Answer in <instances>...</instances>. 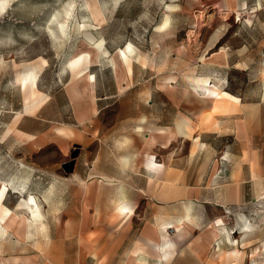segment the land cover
Returning a JSON list of instances; mask_svg holds the SVG:
<instances>
[{
  "label": "rangeland",
  "instance_id": "rangeland-1",
  "mask_svg": "<svg viewBox=\"0 0 264 264\" xmlns=\"http://www.w3.org/2000/svg\"><path fill=\"white\" fill-rule=\"evenodd\" d=\"M127 44L129 70L117 58ZM84 53L97 57L87 67L93 89L66 65ZM34 68L33 86L17 80ZM167 78L182 90L167 95L199 101L192 90L202 92L197 86L206 78L239 96L250 117L260 107L264 120V0H0V183L10 187L3 203L17 217L24 211L12 188L20 185L24 197H35L46 230L33 228L25 241L0 237V264H44L37 255L61 239V229L114 226L107 216L94 220L93 206L79 202V186L94 181L99 145L108 162L109 145L139 141L133 125L148 100L164 99L154 90ZM78 104L97 110L80 121ZM254 143L259 165L245 200L196 241L195 264H264V139ZM17 220L10 227L20 232ZM245 222L253 227L244 230Z\"/></svg>",
  "mask_w": 264,
  "mask_h": 264
},
{
  "label": "crops",
  "instance_id": "crops-1",
  "mask_svg": "<svg viewBox=\"0 0 264 264\" xmlns=\"http://www.w3.org/2000/svg\"><path fill=\"white\" fill-rule=\"evenodd\" d=\"M154 91L164 99L147 101L133 125L139 141L109 145L108 162L99 145L92 157L94 181L79 186V202L93 206L94 220L107 216L114 226L61 229L55 234L61 239L36 263L43 255L44 264H195L201 260L196 241L244 202L246 182L259 165L254 142L264 139L261 108H252L250 117V108L226 90L235 99L185 101L166 94L182 91L172 83ZM85 107L89 117L97 110ZM93 125L100 129L97 120ZM94 139L102 137L96 133ZM145 153L159 166H146ZM123 204L131 212L120 215ZM181 220L182 233L175 228ZM86 237L93 241L80 239Z\"/></svg>",
  "mask_w": 264,
  "mask_h": 264
},
{
  "label": "bare ground",
  "instance_id": "bare-ground-1",
  "mask_svg": "<svg viewBox=\"0 0 264 264\" xmlns=\"http://www.w3.org/2000/svg\"><path fill=\"white\" fill-rule=\"evenodd\" d=\"M77 25L78 24H76V26ZM101 43H102L101 41L95 42L94 46L98 47V46L101 45ZM126 50L128 51V53H126L123 49H119L117 51V58L120 60V62L122 64H124L127 67V70H129V65H130L131 56H132V52H133L131 44H127ZM42 60H43L42 62L44 63V59H42ZM96 60H97L96 56L91 57L88 53L87 54L84 53V54H78V55L72 57L71 59L67 60L66 65L71 70H78L79 69V71H77V73H76L77 74L76 77L79 80L85 81L86 88H88V87L92 86V84L94 83L95 77H94V75H92V73L88 70L87 67L92 62H96ZM109 65H110V63H109ZM113 66L115 67V63L113 64ZM37 72H38V70L36 68H34V70L29 71L28 73L23 75L22 78L18 77L17 80L20 81L23 85H26L27 82H28L29 85L33 86L34 83H35V80H36V76L38 74ZM167 83H170V82L168 80H166L165 84H167ZM197 87L201 88L202 92L198 93V91L195 89V90H192V93L199 100L214 101L215 99H217L219 97H222V96L228 97L229 99H235L234 96H231L230 94L226 93L225 91L220 90L218 88V86H216L215 84H211V82H209L208 79H206V78L205 79H201L199 81V84H198ZM75 108H76V114H77L78 118L80 119V121H83V120L89 118L88 110L85 107V105L78 104ZM39 141L42 142L43 139H39ZM145 160H146L145 165L148 166V167H149V165L157 166V167L159 166V164L156 163V161L154 159V156L152 154L145 153ZM21 178H22V176L19 179H21ZM20 184L24 188L26 183H23V181H21ZM18 187H20V185ZM18 187H15L13 185L12 188L14 189V193H19L20 194V196L22 198V203L20 204V206H22L23 209H24V211L21 210L20 215L18 216L19 220H17L18 228L22 227V228H20L21 229L20 232H18L17 229H11V227H10L11 226V222H15L16 219L18 218L17 217V213L15 211H12L11 209L7 208L4 205V203H3V198L5 196V193L10 189V187H8L4 183H0V237L1 238H8V239L10 238V239H12L13 238L12 236H14L16 238V241L17 240L25 241L26 239L31 237L33 228H36L37 231H43V230H45V226H44V221H43V215L39 211V206L37 204V201H36L35 197L32 196V194L29 193V192L27 194V197H24L21 194L22 192H19L20 188H18ZM45 200L48 201L46 198H45ZM71 202H73V201H71ZM124 209L129 210L127 208V206L125 204H123L119 208V214L120 215H122L123 212H127ZM184 222L185 221L181 220L175 226L176 230L178 232H180V233H182L183 230H184V228H183V223ZM251 226L252 225H250L248 222H245L243 224L242 228L244 230L245 229L246 230H250L253 227V226L252 227ZM165 228H170V226H165ZM171 244H173V243L171 242ZM228 253H230V252H228Z\"/></svg>",
  "mask_w": 264,
  "mask_h": 264
},
{
  "label": "clouds",
  "instance_id": "clouds-1",
  "mask_svg": "<svg viewBox=\"0 0 264 264\" xmlns=\"http://www.w3.org/2000/svg\"><path fill=\"white\" fill-rule=\"evenodd\" d=\"M125 211H128L127 209H124Z\"/></svg>",
  "mask_w": 264,
  "mask_h": 264
}]
</instances>
